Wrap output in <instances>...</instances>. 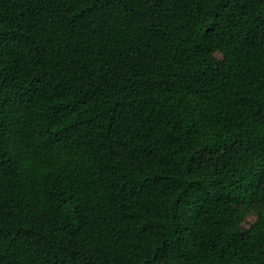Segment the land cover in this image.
Returning <instances> with one entry per match:
<instances>
[{"label":"trees","instance_id":"obj_1","mask_svg":"<svg viewBox=\"0 0 264 264\" xmlns=\"http://www.w3.org/2000/svg\"><path fill=\"white\" fill-rule=\"evenodd\" d=\"M0 264H264V0H0Z\"/></svg>","mask_w":264,"mask_h":264},{"label":"rangeland","instance_id":"obj_2","mask_svg":"<svg viewBox=\"0 0 264 264\" xmlns=\"http://www.w3.org/2000/svg\"><path fill=\"white\" fill-rule=\"evenodd\" d=\"M214 124H215V122H214ZM214 124H212V123H210V126L208 127V128H210L212 125H214ZM219 125H217V127H218ZM207 128V129H208ZM206 129V130H207ZM255 217H256V214L255 213H253V212H251L250 214H248L247 215V217L245 218V220H244V224H243V226L244 227H248V226H250L253 222H254V220H255Z\"/></svg>","mask_w":264,"mask_h":264}]
</instances>
